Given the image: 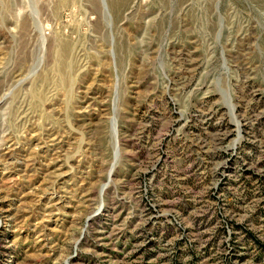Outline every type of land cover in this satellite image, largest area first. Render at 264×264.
Masks as SVG:
<instances>
[{
	"label": "rangeland",
	"instance_id": "1",
	"mask_svg": "<svg viewBox=\"0 0 264 264\" xmlns=\"http://www.w3.org/2000/svg\"><path fill=\"white\" fill-rule=\"evenodd\" d=\"M0 264H264V0H0Z\"/></svg>",
	"mask_w": 264,
	"mask_h": 264
}]
</instances>
